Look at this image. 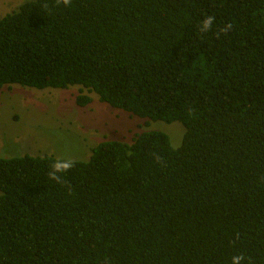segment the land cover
I'll list each match as a JSON object with an SVG mask.
<instances>
[{
	"label": "trees",
	"instance_id": "16d2710c",
	"mask_svg": "<svg viewBox=\"0 0 264 264\" xmlns=\"http://www.w3.org/2000/svg\"><path fill=\"white\" fill-rule=\"evenodd\" d=\"M12 84L186 133L0 159V264H264V0H33L0 19Z\"/></svg>",
	"mask_w": 264,
	"mask_h": 264
},
{
	"label": "rangeland",
	"instance_id": "374dc122",
	"mask_svg": "<svg viewBox=\"0 0 264 264\" xmlns=\"http://www.w3.org/2000/svg\"><path fill=\"white\" fill-rule=\"evenodd\" d=\"M33 0H0V19ZM79 86L35 89L17 84L0 89V159L23 155L52 156L87 162L105 141L131 143L137 134L159 131L179 149L186 128L181 122L152 121L101 102L78 106ZM87 94V91H84Z\"/></svg>",
	"mask_w": 264,
	"mask_h": 264
},
{
	"label": "clouds",
	"instance_id": "9594fccd",
	"mask_svg": "<svg viewBox=\"0 0 264 264\" xmlns=\"http://www.w3.org/2000/svg\"><path fill=\"white\" fill-rule=\"evenodd\" d=\"M63 3L65 5H68L70 3V0H63ZM211 17L209 18L208 21L205 22V27L208 26V24L211 22ZM71 167V164L68 162H63V163H56L54 165V169L55 171L50 173V176L52 179L59 181V177L56 175L57 172H63L66 171L67 169H69ZM242 259V257H233V264H240V260Z\"/></svg>",
	"mask_w": 264,
	"mask_h": 264
}]
</instances>
